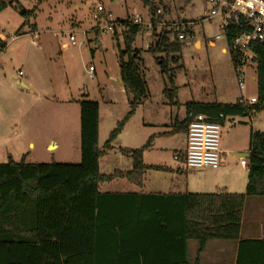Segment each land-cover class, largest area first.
I'll list each match as a JSON object with an SVG mask.
<instances>
[{
    "label": "trees",
    "instance_id": "obj_1",
    "mask_svg": "<svg viewBox=\"0 0 264 264\" xmlns=\"http://www.w3.org/2000/svg\"><path fill=\"white\" fill-rule=\"evenodd\" d=\"M140 1L148 8L150 25L155 28L161 20L156 2ZM8 6L18 9L24 25L34 14L20 8L18 0H0V12ZM114 23L115 35L118 28H123L124 48L118 49L117 63L128 111L99 148V103L78 100L79 162L0 163V264H199L207 242L238 240L245 198L264 197V131H252L249 136L244 193L100 192V184L116 177L138 183L146 169H164L143 164L142 151L147 142L139 149L126 150L132 160L130 170L108 175L99 170L103 153L110 149L136 108L150 96L140 51L132 48L141 26L119 19ZM170 33L177 40L178 33L163 27L156 35L157 45L150 49L163 47L166 55L179 52L181 44L170 41ZM184 33L191 34L188 28ZM227 40L230 41L229 36ZM5 46L6 42L0 39V52ZM252 50L256 55V100L188 102L186 118L177 123V130L187 131L189 121L197 114L221 123L227 116L249 117L264 110V46L255 44ZM171 61L177 62V57H171ZM159 65L167 76L163 94L170 103L177 104L174 69L164 59ZM191 240L198 244L192 262L187 258ZM243 243L239 241L236 264H264V256L253 261L244 258Z\"/></svg>",
    "mask_w": 264,
    "mask_h": 264
},
{
    "label": "rangeland",
    "instance_id": "obj_2",
    "mask_svg": "<svg viewBox=\"0 0 264 264\" xmlns=\"http://www.w3.org/2000/svg\"><path fill=\"white\" fill-rule=\"evenodd\" d=\"M153 1L161 19L155 28L150 25L148 8L140 0H18L20 8L34 13L28 17L25 25V19L17 8L8 6L0 12V33L6 41L5 49L0 52V163L8 160H23L26 163L79 162L77 100L81 99L99 103V147L102 148L109 134L105 129L107 113L111 110L113 115L122 119L128 111V101L123 102V85L116 82L119 77L117 52L124 48L123 28H118L116 35L113 30H101L111 19L132 21L136 16L140 18L141 29L132 48L140 51L150 96L127 120L126 130L120 138L124 148L121 153L115 141L106 151L105 159L109 160H100L102 173L126 168V150L140 148L138 135L141 123L143 119L151 120L156 111H162L167 121L171 118L174 122L176 117L182 120L186 115V101L233 103L241 99L242 94L250 96L255 93L256 82L250 78L254 75L253 71H248L244 89H239L227 41L217 27L220 19L202 21L205 0ZM97 6H101L103 11L99 13L96 24L93 15ZM31 25L36 27V33L30 32ZM163 27L178 34L186 27L193 37L176 40L175 35L170 33L169 40L179 41L181 47L179 52L166 55L163 47L150 49L157 45L156 35ZM218 34L220 38L216 39ZM70 35L75 39L74 45L70 43ZM34 39L36 44L32 43ZM196 41L199 45H196ZM210 41L214 42V46L209 45ZM173 56L177 57V62L171 61ZM161 59L167 60L169 67L174 69L178 105L170 103L163 94L167 76L161 73ZM19 71L22 72L21 76ZM18 80L29 87H23L17 83ZM33 92L41 100H33ZM112 96H115L117 103H112ZM65 112L70 115H65ZM253 115H256L257 126L264 128V110ZM227 127V123L221 127L220 147L231 138V130H227ZM157 130L160 129L152 132ZM51 137L58 144L55 148L47 147ZM183 140V133L156 139V147L165 150L164 153L155 150L152 154L154 160L168 163L176 159L173 149L181 148ZM29 142L33 143L31 147ZM183 157L181 154V160L176 162L181 169L187 170ZM123 181L126 183V180ZM117 185L116 182L103 183L100 191ZM124 188L125 184L121 189ZM189 243L188 257L192 258L196 255L192 246L197 250L198 244L193 240Z\"/></svg>",
    "mask_w": 264,
    "mask_h": 264
},
{
    "label": "crops",
    "instance_id": "obj_3",
    "mask_svg": "<svg viewBox=\"0 0 264 264\" xmlns=\"http://www.w3.org/2000/svg\"><path fill=\"white\" fill-rule=\"evenodd\" d=\"M74 26V25H73ZM32 33H36V27L31 26ZM0 39L5 41V36L0 33ZM35 40V39H34ZM33 41V40H32ZM36 41V40H35ZM6 42V41H5ZM196 45H199V42H195ZM210 46H214V42H209ZM6 47V46H5ZM63 47H66L64 45ZM5 49V48H4ZM225 52V49H222ZM95 71V69H93ZM249 71H253L254 75H251V80L256 82V71L255 65H252L249 68ZM21 76V75H20ZM116 82L121 83L120 78H116ZM19 84H23V87H29V85L22 81H17ZM122 84V83H121ZM256 85V84H255ZM33 87V85H31ZM30 87V88H31ZM122 88V87H121ZM123 89V88H122ZM124 90V89H123ZM118 91V90H117ZM34 95V96H33ZM32 99L41 100L40 96L35 92L32 93ZM257 97V86L254 94L248 96L247 94H242L241 98L245 101H255ZM238 100V99H237ZM78 101V100H77ZM195 101L189 100L186 103ZM199 101V100H197ZM62 102H65L62 100ZM123 102L127 103V96L124 93ZM205 102V101H199ZM218 102V101H216ZM112 103H117L115 100V96H112ZM122 103V102H121ZM227 103V102H221ZM167 104V103H162ZM177 103L176 105H178ZM143 105V104H142ZM142 105L138 106L133 113L132 117L136 114L138 108ZM65 115L69 116L70 114L65 112ZM74 118V115H72ZM256 115L251 116H227L225 117L221 124V127H224L226 123L228 124L227 130L230 131V139L228 142L224 143L221 149V157L222 162L218 168L212 169L210 167H202L196 169H187L183 170L179 165H177L176 160H181L180 155H184L185 147H186V131L185 130H177V123L183 121L186 118L178 119L175 118L174 122L166 120V117L162 116V111L160 113L156 111V114L151 117V120L143 119L141 123V131L139 136V144L140 148L144 147L145 144H148L143 148L142 151V161L144 165H154L161 166L164 169L162 170H154V169H146L142 175L141 179L138 183L130 182L126 178L116 177L109 182H116L118 185L112 188H105L102 193H149V194H182V193H244L247 177H248V169L247 166H243L240 163V160L246 157L241 156L240 154L248 153L249 146V136L252 131H264V128H259L257 126ZM242 117L245 119L243 120ZM121 118L112 114L111 110L106 115V123L105 129H107L108 133L115 127L117 121ZM130 120V118H129ZM128 120V121H129ZM247 120V121H246ZM128 121L125 123L122 131L118 134L113 142L116 143L115 146L119 148V152L121 153V149H124L120 144V138L122 134L126 130V125ZM238 123V125H236ZM172 128L170 129L169 127ZM140 128V127H139ZM155 129L156 132H152ZM101 133V114H100V106L98 111V146H99V137ZM177 133H183L184 140L181 148L173 149L174 151V160H170L167 162L163 160H159L156 162L154 160L155 156L152 154L154 152L160 151L164 153L163 147H156V139L161 137H171ZM112 142V143H113ZM111 143V144H112ZM114 144V143H113ZM29 147L33 145L32 142L28 143ZM57 142L51 137L47 141V147L50 146L57 147ZM101 148V147H99ZM111 148V147H110ZM139 149V148H133ZM109 150V149H108ZM107 151V150H106ZM106 151L101 156L100 160L108 161L109 158L105 159ZM123 151V150H122ZM228 154H232L229 157ZM157 156V155H156ZM99 160V170L101 172V162ZM237 160V161H236ZM105 161V162H106ZM117 161H120L117 159ZM184 162V157H183ZM127 166L124 169L115 168V171H128L132 167V160L128 156ZM238 164V167H236ZM110 173H102V174H112ZM123 180H126L124 183ZM137 179L136 181H138ZM103 184V183H102ZM125 184V188L121 189ZM128 184V185H126ZM101 185V184H100ZM99 186V190H100ZM127 187L130 189L125 190ZM244 241L242 254L244 258L247 260L253 261V259L264 256V197H246L243 205L242 218L240 222V230H239V238L236 241H225L219 240L215 243H211L213 241L207 242L203 251L199 255V264H236L237 256H238V248L239 241ZM216 241V240H214ZM189 241L187 244V258L190 262H192L195 258V254L192 258L188 257V248ZM194 253L196 252V247L192 246Z\"/></svg>",
    "mask_w": 264,
    "mask_h": 264
},
{
    "label": "built area",
    "instance_id": "obj_4",
    "mask_svg": "<svg viewBox=\"0 0 264 264\" xmlns=\"http://www.w3.org/2000/svg\"><path fill=\"white\" fill-rule=\"evenodd\" d=\"M205 2L202 21L220 19L217 27L227 41L237 84L242 90L249 68L254 65L256 57L252 46L255 44L264 46V0H205ZM102 11L101 6H97L96 11L94 10L93 19L96 24L99 22L98 15ZM157 12L160 11L157 10ZM107 23L101 27V30L113 29L114 19L108 20ZM132 23L140 24V18L136 16ZM228 36L230 41L227 40ZM177 37L182 40L192 38L193 35L185 34L183 30ZM215 38L219 39L220 35H216ZM69 40L72 45L75 44L72 35ZM32 43L36 44V41L33 40ZM89 69L92 70V67ZM18 74L22 75V72L19 71ZM219 117L222 118V115ZM220 136L221 124L219 122L209 121L203 114L193 116L186 131L184 151L186 168L190 170L202 167L218 168L222 162ZM240 163L247 166L245 158L241 159Z\"/></svg>",
    "mask_w": 264,
    "mask_h": 264
},
{
    "label": "water",
    "instance_id": "obj_5",
    "mask_svg": "<svg viewBox=\"0 0 264 264\" xmlns=\"http://www.w3.org/2000/svg\"><path fill=\"white\" fill-rule=\"evenodd\" d=\"M20 85L24 86L23 84H20ZM240 155L247 158L249 154L248 153H243V154H240Z\"/></svg>",
    "mask_w": 264,
    "mask_h": 264
}]
</instances>
